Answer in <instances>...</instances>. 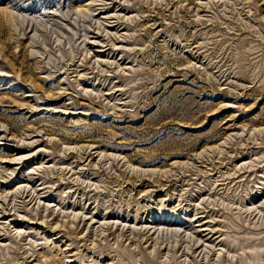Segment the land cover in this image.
Segmentation results:
<instances>
[{
    "label": "rangeland",
    "instance_id": "obj_1",
    "mask_svg": "<svg viewBox=\"0 0 264 264\" xmlns=\"http://www.w3.org/2000/svg\"><path fill=\"white\" fill-rule=\"evenodd\" d=\"M256 263L264 0H0V264Z\"/></svg>",
    "mask_w": 264,
    "mask_h": 264
},
{
    "label": "bare ground",
    "instance_id": "obj_2",
    "mask_svg": "<svg viewBox=\"0 0 264 264\" xmlns=\"http://www.w3.org/2000/svg\"><path fill=\"white\" fill-rule=\"evenodd\" d=\"M221 185V184H220ZM143 234H145V232H143ZM148 233H146V235H147ZM146 237V236H145ZM194 247H195V249H194V252H196V251H198L200 248H201V246H198V245H193ZM193 252V253H194ZM143 255H145L144 253H143ZM256 264H258V263H256Z\"/></svg>",
    "mask_w": 264,
    "mask_h": 264
}]
</instances>
